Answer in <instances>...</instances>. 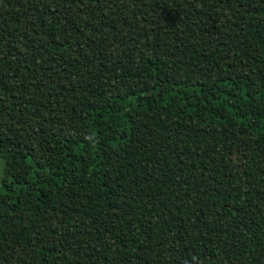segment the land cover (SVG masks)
Here are the masks:
<instances>
[{
  "label": "trees",
  "instance_id": "1",
  "mask_svg": "<svg viewBox=\"0 0 264 264\" xmlns=\"http://www.w3.org/2000/svg\"><path fill=\"white\" fill-rule=\"evenodd\" d=\"M0 264H264V0H0Z\"/></svg>",
  "mask_w": 264,
  "mask_h": 264
},
{
  "label": "rangeland",
  "instance_id": "2",
  "mask_svg": "<svg viewBox=\"0 0 264 264\" xmlns=\"http://www.w3.org/2000/svg\"><path fill=\"white\" fill-rule=\"evenodd\" d=\"M4 173H5V162L3 159L0 158V183L4 178Z\"/></svg>",
  "mask_w": 264,
  "mask_h": 264
}]
</instances>
